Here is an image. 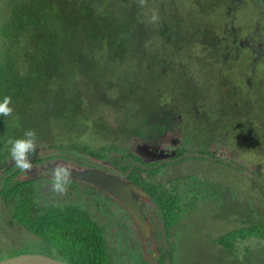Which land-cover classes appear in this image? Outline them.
Listing matches in <instances>:
<instances>
[{"label":"rangeland","instance_id":"374dc122","mask_svg":"<svg viewBox=\"0 0 264 264\" xmlns=\"http://www.w3.org/2000/svg\"><path fill=\"white\" fill-rule=\"evenodd\" d=\"M241 1L235 0L232 4L235 9L229 18L222 8H198L196 0H145L144 21L149 29L154 28L155 31L153 35H149L150 44L141 46L140 56L136 60L126 61L120 68L124 78L121 85L119 74L115 73L113 80L118 89L112 93L108 92L107 98L119 104L114 103L113 106L111 101L94 95L83 86L84 81H80L82 97L91 105V116L89 119H74V122H69L57 111L56 118L51 123L47 121L49 125L44 124L40 128V135L47 141L46 145L38 148L40 155L56 151L65 154L67 158L85 155L92 157V151L101 152L99 157L109 160L112 152L110 149L106 152L104 147L128 146L131 133H125L123 130L141 120L142 110L147 102L160 106L159 101L164 99L168 102L170 98L180 112L188 113L200 105V100L212 94L216 98L214 107L217 109L224 108L232 98L233 105L236 103L245 108L251 101L247 107H252L251 111L246 109L244 115H239L237 119L219 113L222 120L230 125V140H226L221 147L225 153H218L217 157L248 172L256 171L253 166H264V140L256 136L258 133H264V99L254 98L260 91L264 93V55L259 57V66L256 64L252 68L246 66L248 61L253 63L248 56H244L239 63H229L223 57L226 48L222 43L216 44V49L213 50V47L202 41L200 32L193 31L203 29L204 26L208 28L210 38L225 41L221 37L233 27L240 32V39L247 38L249 31L246 27H256L259 23L264 25V0H250L251 2H245L244 8L240 6ZM14 3L15 0H0V61L5 58L6 45H9L4 31L19 27L18 22L9 25L15 11ZM154 13L158 16L155 21L152 20ZM164 23L169 26L171 33L177 35L182 28H190L187 34L192 38L184 35L183 44L177 46L174 44L177 42L175 39L172 40L173 43L164 44L168 33L161 37L158 32ZM18 33L19 31L16 36ZM11 45L15 49L20 48L18 41H13ZM243 108H236L235 111ZM204 112L209 111L204 109ZM217 116H213L210 122H218L221 127L223 124ZM245 118L250 121V126L236 125L237 121L245 122ZM14 119L18 122V116ZM212 135L213 132H209V138ZM49 145L55 147L50 148ZM84 148L90 152H84ZM114 151L122 152L121 148H115ZM199 151L189 150L192 153ZM55 161L36 164L32 172L39 174L45 171L47 165L59 162ZM67 165L71 167L70 164ZM71 169L78 172L85 169L92 171L81 166ZM95 171L105 174L101 170ZM150 174L154 177L157 175L156 180L165 178L162 181L163 188L170 190L174 186L183 194L180 210L167 218L159 216L161 213L155 204H141L142 208L145 206L144 212L140 206V213L147 218L144 221L150 223L157 232L150 241L143 237L139 223L119 200L78 178H72L69 190L85 192L91 186L101 196L92 189V193L86 197L80 192H74L73 195L68 193L65 197L53 195L51 198L47 195L48 191H42L41 195L43 203L52 201L56 202L53 204H79L91 218L99 221L98 224L103 228L105 248L112 264H264V242L246 241L228 248L219 241L220 237L243 224L251 221L264 222L262 183L252 182L231 165H217L196 158L167 165L160 169L158 174ZM175 175L178 178H174ZM50 176L48 174L40 178V182L46 183ZM140 197L142 195H138V199L143 202L145 197L143 196V200ZM138 199L136 206L140 202ZM185 205L190 209L182 212ZM162 221L169 224L168 232V227L165 230ZM143 231L147 232L148 228ZM27 243L28 240H16L13 245L1 238L0 261L21 251L59 258L50 253L49 248L45 250L34 245L29 248Z\"/></svg>","mask_w":264,"mask_h":264},{"label":"trees","instance_id":"16d2710c","mask_svg":"<svg viewBox=\"0 0 264 264\" xmlns=\"http://www.w3.org/2000/svg\"><path fill=\"white\" fill-rule=\"evenodd\" d=\"M243 1L240 2L242 8L245 7ZM195 3L203 10L222 8L226 15L235 9L234 2L227 0H196ZM14 6L9 25L18 22L19 27L4 31L9 45H6L5 58L0 61V102L3 97L11 96L15 110L12 116H0V165L10 156L8 140L22 137L27 129H34L39 141L46 145L40 128L49 125L47 121L51 123L57 111L69 122L89 119L91 105L82 97L80 81H84L83 86L94 95L109 100L107 93L118 89L113 80L115 73L119 74L121 85L124 78L120 68L126 61L140 56L141 46L150 44L149 35L155 31L145 23L144 7L138 0H15ZM184 28L177 35L165 24L158 32L161 37L168 33L169 40L164 44L173 43L175 39L177 46L183 44L184 35L191 36L187 34L190 28ZM193 31L200 32L202 41L211 47L218 43L225 48L233 47L227 40L216 42L215 38H210L207 27ZM13 41H18L19 49L11 45ZM17 116L18 122H15ZM143 120L149 122L146 118L139 122ZM104 148L112 152L117 146ZM85 151L90 152L87 148ZM90 154L99 156L101 152L91 151ZM163 197L161 194L156 197L161 214L166 218L177 214L180 209L174 207L178 202ZM187 210L182 209V212ZM44 217L89 219L88 214L80 213L77 207L73 215L66 209L55 214L48 212ZM94 225L90 240L87 244L77 243L75 251L84 255L82 264H112L105 248L103 229ZM257 240L264 242V222L251 221L219 238L228 248Z\"/></svg>","mask_w":264,"mask_h":264},{"label":"flooded vegetation","instance_id":"af4514ba","mask_svg":"<svg viewBox=\"0 0 264 264\" xmlns=\"http://www.w3.org/2000/svg\"><path fill=\"white\" fill-rule=\"evenodd\" d=\"M231 1L235 2L234 0H227L229 3ZM243 2L251 1L244 0ZM230 16L231 13L230 15L228 13L227 17L230 18ZM246 28L249 31V38L240 39L238 36L240 32L236 31L233 27L227 30L226 35L221 37L225 41L227 40L230 45H233L231 48H226L223 57H226L225 61L229 63H239L244 56H248V59H251L253 63L250 64L248 61L246 66L252 68L256 64V66H259V57L264 55V25L261 26V23H259L256 27ZM166 40L169 39L166 37ZM215 40L216 42L223 41L221 39ZM212 49L215 50L216 47L214 46ZM247 84L253 86L250 82H247ZM254 98L262 100L264 99V93L260 91ZM215 99L214 95L209 94V96L199 101V106L188 113L186 111L180 112L170 98H168V102L164 99L163 101H159L160 106L150 105L147 102L142 110L141 120L146 118L149 122H145L144 120L137 121L128 129L123 130L125 133H131V142L126 148L117 146V148H121L122 152L112 151L109 160L93 155H91L92 157L85 155L83 157L72 158L69 156L67 158L65 154L57 153L54 150L55 152L53 153L46 152L43 156H38L33 160V164L35 166L36 164L56 160L70 164V168L81 166L91 170H101L105 173L104 175L116 176L120 181L129 183V185L132 184L142 190L145 198L143 196L140 197L142 200L144 198L143 202L138 199L140 201L139 206L141 204L146 206L155 204L159 207L156 197L161 194L164 196L163 199L167 198V200L177 201V207L174 208H180L183 194H180L174 186L170 190L163 188L162 181L165 178L156 180L157 175L154 177L150 173L158 174L159 170L163 167L182 162L189 158L206 160L217 165L222 163L223 165H231L234 169L249 177L252 182L264 185L263 165L253 166L256 171L248 172L244 168H239L231 164V162L217 157L218 153L220 155L221 153H225L221 147L224 146L226 140H230V125L228 122L222 120L219 113L222 116L224 114L225 116L237 119L240 117L239 115H244L246 109L251 111L252 107H247L249 103L251 104V101L243 108L244 106H239L236 103L233 105L231 103L232 98L224 108L217 109L214 107ZM262 104L264 106L263 101ZM207 106L214 108L209 109L206 108ZM236 108L243 109L235 111ZM204 109L209 112H204ZM215 113L218 115L216 118L221 121L223 126L220 127L218 122H210V119L216 115ZM236 125L250 126L251 124L246 119L245 122L237 121ZM209 132H213L211 138H209ZM256 136L258 139L264 140V133H258ZM190 149H199L200 151L192 153L189 152ZM88 157L89 159H87ZM182 157L183 159H181ZM47 175L48 173L45 171H41L39 174L36 172L25 173L15 166L14 161L9 155L3 159L0 165V237L13 245L16 240H28L27 244L29 248L32 245L45 250L49 248L50 253L59 258H52L49 255L40 253H29L27 251H21L12 257L41 255L67 264H82L84 255L76 253V244L80 242L87 244V241L91 238L90 233L94 229L95 223L99 228H103L98 224L99 221L97 222L96 219L91 218L86 209L80 207L79 204L73 205L67 202L53 204L56 202L52 201L43 203L41 192L47 191V189L43 187L45 183L40 182V178ZM174 178H178V176L175 175ZM169 181H171V178ZM90 189H92L91 186L85 192L82 190L81 192L69 190V195H73L74 192H80L86 197L89 193H92ZM151 189L152 191H150ZM47 195H50L51 198L53 196L51 193ZM99 195L101 196L100 193ZM102 199L104 198L102 197ZM75 207L78 208L80 213L86 212L89 219L44 217L48 212L55 214L60 210L66 209L69 211V215H73ZM144 208L145 206L143 208L141 206L142 212L145 211ZM183 209H190V207L185 205ZM159 211L161 213L160 207ZM159 216L163 217L162 214ZM145 219L147 218L145 217ZM144 222L147 225L145 228H148V231L144 232L141 229V232L143 237L150 241L152 236L156 235L157 232H155L156 229L150 223ZM161 224L165 230L169 226L165 221H162ZM168 230L169 227L167 232ZM21 236L22 238H20Z\"/></svg>","mask_w":264,"mask_h":264},{"label":"clouds","instance_id":"9594fccd","mask_svg":"<svg viewBox=\"0 0 264 264\" xmlns=\"http://www.w3.org/2000/svg\"><path fill=\"white\" fill-rule=\"evenodd\" d=\"M140 3L144 5L145 0H140ZM157 19L158 16L154 13L152 20L155 21ZM14 110L12 97H3L2 102H0V116H12ZM8 144L10 145L9 153L15 166L25 173H31L34 167L33 160L40 155L38 148L43 147L36 131L34 129H27L22 137L9 139ZM71 183L72 169L67 163L59 161L54 164L51 176L43 187L54 196L65 197L69 193Z\"/></svg>","mask_w":264,"mask_h":264},{"label":"water","instance_id":"95a60500","mask_svg":"<svg viewBox=\"0 0 264 264\" xmlns=\"http://www.w3.org/2000/svg\"><path fill=\"white\" fill-rule=\"evenodd\" d=\"M183 159V157L181 158ZM52 165H47L45 172L51 175ZM72 178H78L88 184H92L97 188L109 193L115 199L119 200L135 217L140 227L144 230L147 226L144 222L145 217L140 213V206H136L138 195L145 196L142 190L129 183L120 181L116 176L104 175L95 170L78 172L72 169ZM143 220V221H142ZM0 264H67L65 262L54 260L41 255H20L0 261Z\"/></svg>","mask_w":264,"mask_h":264}]
</instances>
